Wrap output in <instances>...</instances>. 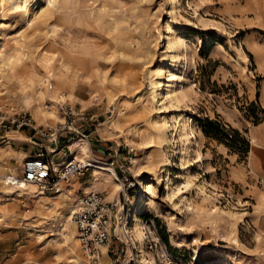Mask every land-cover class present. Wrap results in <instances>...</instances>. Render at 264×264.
<instances>
[{"label":"rangeland","instance_id":"obj_1","mask_svg":"<svg viewBox=\"0 0 264 264\" xmlns=\"http://www.w3.org/2000/svg\"><path fill=\"white\" fill-rule=\"evenodd\" d=\"M26 5L28 12L21 13L13 0L0 2V57L22 56L18 77L31 63L39 71L50 65L61 81H75L71 94L63 88V101L39 99L40 108L58 118L33 120L34 125L69 126L75 131L58 133L56 140L72 143L73 150L90 133L109 144L105 156L124 164L134 185L130 214L141 225L147 221L157 240L153 251L136 241L138 250L153 255L156 264L185 263L195 252V264H264V0H28ZM74 54L79 71L68 60ZM169 72L172 100L159 84ZM17 91L15 83L0 91V111H27L33 119L30 106L18 103ZM58 104L73 115H64ZM184 119L193 130L189 140L175 131ZM224 129L237 130L239 144L227 141ZM72 155L92 158L87 150ZM93 159L100 166L108 160ZM6 173L0 176V264H88L70 214L81 193L34 196L36 185L9 189ZM87 173L94 178H83ZM102 173L107 172L90 169L79 177L106 182L116 198L113 184L119 182H107ZM140 178L151 179V186L145 190ZM103 247L99 264H112ZM123 250L116 264H124L125 256L127 262L130 250Z\"/></svg>","mask_w":264,"mask_h":264},{"label":"built area","instance_id":"obj_2","mask_svg":"<svg viewBox=\"0 0 264 264\" xmlns=\"http://www.w3.org/2000/svg\"><path fill=\"white\" fill-rule=\"evenodd\" d=\"M58 110H63L64 115H73L72 109L64 104H58ZM78 119L87 121V117L83 115H80ZM72 123L73 121L70 125ZM21 128L30 129L49 143L57 141L58 133L75 131L70 130L69 126L64 128L62 124L56 128L35 126L30 113L27 111L12 114L0 111V138L2 141L7 140L6 133L8 131ZM46 154L44 147L38 145L34 155L24 159L21 169L18 172L5 174L3 182L18 188H24L26 184L33 183L39 187V191L34 192V196H38L40 191L43 194L45 192L58 193L61 184H68L74 177L83 176L88 170L96 167V161L93 158L81 160L72 157L63 166L56 169L49 163ZM102 163L108 172L114 173L119 179L120 188L117 191V198H113V200H106L103 192L95 190L75 196L70 214L83 256L88 264H99L102 256L100 246L106 245V254L112 256V264H116L120 254L124 251L123 248L125 250L129 248L130 252L126 264H144L140 259V251L135 245L136 241L132 239L131 235L132 220L129 196L134 185L124 169V164H117L116 160L111 158ZM142 231L146 249L153 251L157 245V240L147 221L143 222ZM118 243L122 247L118 248ZM195 261L193 256L191 260L181 264H195Z\"/></svg>","mask_w":264,"mask_h":264},{"label":"bare ground","instance_id":"obj_3","mask_svg":"<svg viewBox=\"0 0 264 264\" xmlns=\"http://www.w3.org/2000/svg\"><path fill=\"white\" fill-rule=\"evenodd\" d=\"M1 1L2 0H0V2ZM26 1H28V0H13V6L17 10H19L21 13H27L28 9H27V5H26ZM38 1L39 0H35V3H37ZM49 1H51V0H46V2H49ZM35 8H36V6H35ZM21 58H22L21 55H18V56L14 57L12 59H9V60H4L0 57V91L4 90L3 93L8 92L11 89V85H13L15 83L17 88H18L17 95H16L17 101H18V103H22L24 105L30 106V110H31L32 116H33L32 120H35V122L37 124L48 123L50 121L51 122L56 121V119L58 118L56 112L51 111V110H47V111L42 110L40 108V105H39V99H43V98L48 97L52 100L63 101L65 99V98H63L64 94L62 93L63 88L65 87L68 90V93L71 94L74 91L75 86H76L75 81L73 79L72 80L71 79L70 80L64 79L61 81L59 76H58V73L50 65L43 66L42 67L43 69L39 71L31 63H27L26 66H28V68L25 69V71H23L21 73V75L18 77V76H16L15 69H18L17 67H19V65H20ZM83 59H84V57H83ZM68 60L71 61V63L73 64L76 71L80 70V67H81L80 66V60L77 57V54H74V56L71 58L69 57ZM157 73L158 72H156V74ZM49 80H51V81L53 80L54 84L51 85L50 83H48ZM172 82H173V74L171 72H169L167 74L166 83L164 85L159 83L160 87L165 86L164 88L166 90V97L169 100H172V98H173L172 93H171L172 92V90H171ZM155 84H156L155 81H152L153 87L155 86ZM44 86H45V89H44ZM160 93H161V89H160V92H158V94L155 92L154 96L155 97L159 96ZM58 94L61 95L60 98L57 97L55 99L54 97L56 95L58 96ZM0 96H1V93H0ZM0 99H1V97H0ZM110 123L111 122H108L106 126L110 125ZM111 124L117 125V123H111ZM175 131L178 132L180 138L183 140H189L190 135L193 133V130L190 127L188 121H186V119H184L181 122L179 129L175 128ZM78 149L81 151H84V146L79 145ZM21 166H22V164H21ZM18 170H20V168H18ZM95 170L105 171V172H107V173H105L107 175V177L111 176V177L115 178L114 180H117V182H119V186H117V184L115 183V186H116L115 190L118 191V189L120 188V181L115 176L114 173L108 172L107 168H105L104 166H100V165L99 166L96 165ZM14 172H15V170H14ZM142 178L138 179L139 185L144 187L146 190L152 184V183H150L151 179H147V181H146V180H143ZM160 182H161V180H160ZM28 184L35 186V184H33V183H28ZM28 184H26L24 188H20V189L28 190V187H27ZM166 185H167V182H166ZM10 186H9V189H11V188L13 189V185H10ZM14 187H17V186H14ZM61 190H62V187L60 188V191ZM115 195L117 198V192ZM70 207L72 210L73 209V203ZM131 208L133 210L135 208V205H132ZM187 208L189 211H193V206L189 205ZM137 210H140V209H137ZM215 211L216 210L211 211V214L213 216H215V213H214ZM131 220H132V226H131L132 239L134 241H138L139 244H143V232H142V225L140 223V220L137 219L136 216H133V217L131 216ZM180 236L181 235L178 233V237H180ZM103 246H106V245L100 246V250H102ZM106 248H107V246H106ZM66 251L69 254L68 263H72L75 260L74 257L72 256V251L70 248L66 249ZM139 251H140L141 260L144 261L145 264H156V261H155V258L153 255H149L147 257V253L143 249H139ZM194 255H195L194 259H197L199 254H198V252H195ZM165 264H169V263L166 262Z\"/></svg>","mask_w":264,"mask_h":264},{"label":"crops","instance_id":"obj_4","mask_svg":"<svg viewBox=\"0 0 264 264\" xmlns=\"http://www.w3.org/2000/svg\"><path fill=\"white\" fill-rule=\"evenodd\" d=\"M92 134L93 133L89 134V138L87 135L86 141L79 144L84 146V151H81L78 149L79 145L77 146L76 150L71 149L70 145L72 143L66 145L58 144L57 141L49 143L44 138H41L34 134L33 131L28 128L10 130L6 133L8 142H0V176H2L4 172L8 173V171L14 172L15 170V172H18L19 167H17V164L20 165L21 162L23 164L24 159L34 155L35 150L38 148V145H42L44 147L45 151L47 152L46 155L49 159V163L52 164V166L56 169L63 166L66 161L71 158L72 153L81 154V152H85V150L88 151L89 155H91L92 158L108 159V157L105 156V152H107V150L110 148L109 144L105 143L104 140L100 141L97 138H93ZM72 157L77 158L75 155H72ZM102 174L104 175L107 182L113 184L115 178L111 176L107 177L105 173ZM89 175L92 174L87 173L85 176H83V178H88ZM94 176L95 175L93 174L92 178H94ZM90 180L91 179H82V177L79 176L75 177L68 184H65L69 188L63 187L60 194H62L63 196H67L68 191L80 194L83 192L95 190L103 192L106 200H113V198L111 199L110 197L109 191L106 189L109 186L108 184H106V182L95 183ZM98 188H100L101 190H97ZM112 193L116 194L114 184ZM66 201L70 202L68 198H66ZM102 249L103 251L105 250L104 247ZM107 257L111 259L112 256L107 255ZM126 258L127 256L122 259L124 264L126 263ZM103 261H106L105 256H103Z\"/></svg>","mask_w":264,"mask_h":264},{"label":"trees","instance_id":"obj_5","mask_svg":"<svg viewBox=\"0 0 264 264\" xmlns=\"http://www.w3.org/2000/svg\"><path fill=\"white\" fill-rule=\"evenodd\" d=\"M208 123L210 124V125H213V124H215V126H216V123L215 122H212V121H208ZM225 130V132H224V135H225V139L227 140V141H230L231 139H233V140H235L236 139V141H237V139H238V144H239V142L241 141L240 140V138H239V132L237 131V130H232V129H230V130H227V129H224ZM198 259H196V261H197ZM195 261V262H196Z\"/></svg>","mask_w":264,"mask_h":264}]
</instances>
